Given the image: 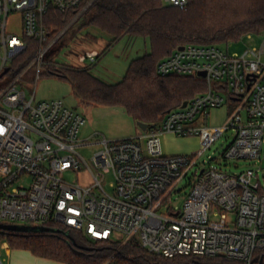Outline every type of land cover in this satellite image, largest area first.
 Instances as JSON below:
<instances>
[{"label": "built area", "instance_id": "built-area-1", "mask_svg": "<svg viewBox=\"0 0 264 264\" xmlns=\"http://www.w3.org/2000/svg\"><path fill=\"white\" fill-rule=\"evenodd\" d=\"M94 1L0 0V224L54 223L93 240L125 243L136 238L149 252L168 258L225 257L253 264L255 252L264 251V43L243 55L217 45L188 44L161 60L158 75L202 78L207 89L146 132L96 143L100 150L91 163L112 174L109 194L104 174H92L77 152L88 145L79 138L86 119L63 100L36 101L23 88L24 75L45 60L65 32L43 46L49 37L44 25L48 11H79L75 21ZM165 1L180 9L188 4ZM16 15L19 33L10 29ZM27 38L37 39L41 48L19 75L8 79V72L3 73L24 52ZM97 56V51L88 52L80 61L94 62ZM228 101L236 107L227 125L209 127V112ZM229 129L236 134L221 159L253 161L256 169L231 174L208 160L200 164L205 151ZM166 134L197 137L200 150L166 154ZM85 167L94 180L90 187L63 179L66 172L79 174ZM185 187L190 192L182 196ZM0 264H5L1 254Z\"/></svg>", "mask_w": 264, "mask_h": 264}, {"label": "trees", "instance_id": "trees-1", "mask_svg": "<svg viewBox=\"0 0 264 264\" xmlns=\"http://www.w3.org/2000/svg\"><path fill=\"white\" fill-rule=\"evenodd\" d=\"M78 12L62 14L51 8L44 20L49 37L43 46L52 42ZM86 14L81 28L92 25L112 37L96 61L126 37L147 39L150 52L132 60L124 78L116 84L96 77L90 66L64 68L48 62L41 76L69 82L75 96L86 105L121 107L134 121L150 127L159 125L169 111L207 89L202 78L158 75L161 60L188 44L219 46L264 32V0H188L184 9L165 0H95L55 43ZM25 42L24 52L8 67V79L19 75L41 48L37 39L27 38ZM42 227L55 231H0V238H8L12 250H27L37 257L64 264H243L225 257L168 258L149 252L136 238L125 243L93 240L84 232L64 225L50 223ZM253 264H264V251L255 252Z\"/></svg>", "mask_w": 264, "mask_h": 264}, {"label": "rangeland", "instance_id": "rangeland-1", "mask_svg": "<svg viewBox=\"0 0 264 264\" xmlns=\"http://www.w3.org/2000/svg\"><path fill=\"white\" fill-rule=\"evenodd\" d=\"M86 17L87 14L72 26L68 33L57 43L51 45V48L46 53L45 60L41 64L31 67L27 71L23 78V82H25L23 88L28 97L35 94L36 101L63 100L67 106L86 119L85 125L80 130L79 138L81 141H86L88 145L79 147L77 152L88 163L92 174H104L103 186L105 191L110 194L113 190L112 174L96 169L91 163L93 155L100 150V146L96 143L103 138L113 141L135 137V135L143 132L138 126V122L134 121L121 107L86 105L75 96L69 82L55 76H41V74L48 62L64 68L90 66L92 68L91 72L96 77L108 84H116L122 81L132 60L150 52V43L147 39L126 37L108 49L98 61L91 62L87 59L85 62H81L80 58L88 52L97 51L98 54H101L107 49L112 39L111 36L105 34L95 26L87 25L81 28L82 24L86 22ZM19 20V15H16L10 23L12 24L10 29L16 33H19L20 30L18 27ZM74 22L72 20L67 25L68 28ZM88 35H91L95 39L88 37ZM263 43L264 32L259 35H247L238 42L223 43L219 47L223 50H228L230 53L243 55L249 49L260 50ZM262 61L264 62V55L262 56ZM39 74L40 77L38 79ZM235 107V103L228 101L221 108L212 109L206 118V124L211 128L226 126L229 115ZM96 134L98 135L95 136ZM235 134L236 131L234 129H229L225 132L209 150L205 151L204 155L199 159L200 164L204 160H208L210 163L218 165L224 171L231 174L240 173L248 168L256 169L257 166L254 165L253 161L241 160L225 163L221 159L222 153L232 143ZM174 138L167 140V148L164 149L166 154L186 155L197 153L200 150L201 142L197 137ZM92 174L85 167V170L79 174L66 172L63 175V179L71 184L78 183L83 187H90L94 183ZM260 175L263 176L264 171H260ZM183 185H187L186 181ZM189 192L190 188L185 187L182 196L189 194ZM183 201L184 199H181L180 204ZM12 249V243L8 238H0V254L5 263L9 260V252ZM104 264H107V262Z\"/></svg>", "mask_w": 264, "mask_h": 264}, {"label": "crops", "instance_id": "crops-1", "mask_svg": "<svg viewBox=\"0 0 264 264\" xmlns=\"http://www.w3.org/2000/svg\"><path fill=\"white\" fill-rule=\"evenodd\" d=\"M170 138L171 139L174 138V135L166 134L163 136L162 140H163L164 149L167 148V140ZM9 256H10L9 260L5 264H64V263L48 260L45 258L37 257L27 250H11L9 252Z\"/></svg>", "mask_w": 264, "mask_h": 264}, {"label": "water", "instance_id": "water-1", "mask_svg": "<svg viewBox=\"0 0 264 264\" xmlns=\"http://www.w3.org/2000/svg\"><path fill=\"white\" fill-rule=\"evenodd\" d=\"M67 28H68V26L64 29V31ZM179 49L182 50L183 46L179 47ZM7 72H8V69L5 70L3 75L6 74ZM201 76H205V73H202ZM186 105H187V102L183 103L182 107H186ZM138 126L141 128V130L143 132H146L148 130V128L150 127L149 124L141 123V122H138ZM262 166L264 168V158H263ZM0 231H14V232H29V231H33V232H37V231H55V230L54 229H49V228H46V227H42V226H20V225L0 224Z\"/></svg>", "mask_w": 264, "mask_h": 264}]
</instances>
